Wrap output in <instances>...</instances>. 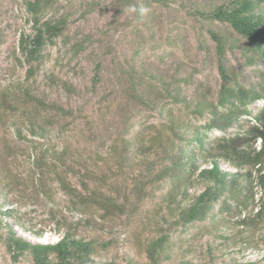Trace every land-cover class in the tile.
<instances>
[{
  "label": "rangeland",
  "instance_id": "374dc122",
  "mask_svg": "<svg viewBox=\"0 0 264 264\" xmlns=\"http://www.w3.org/2000/svg\"><path fill=\"white\" fill-rule=\"evenodd\" d=\"M186 9L178 2L172 6L155 4L140 19L125 0H50L42 19L64 17L66 28L63 35L45 47L40 61L29 64L18 47L22 34L34 32L26 0H0V192L7 199L0 198V207L6 206L7 201L21 204V232L27 238L56 242L70 229L85 239L117 240L99 249L96 260L147 263L144 238L160 207L166 211L158 195L144 200L137 214L129 219L126 215L103 218L96 206L80 205L65 191L56 173L64 168H56L54 158L60 154L68 157L71 169L64 175L71 186L84 191L80 164L85 161L98 174L105 172L106 162L116 160L111 146H121V136L138 138L148 145L157 130L168 132V112L186 127L205 124L206 118L194 111L193 103L197 98L215 102L221 84L215 43L206 28L232 30L224 24L190 16ZM199 34L207 49L199 44ZM244 58L240 50L226 52L227 63L242 73L246 84L263 82L264 64L248 65ZM129 76L140 77L143 100L128 91ZM162 81L168 82L190 105L173 101ZM21 87L73 113L63 115L49 108H36L35 102L22 98ZM3 91L18 110L2 107ZM263 104L264 100H258L250 110L254 113ZM33 113L37 114L36 125L46 128L43 137L33 135ZM252 122V116L246 115L226 132L212 130L210 135L232 136ZM45 148L50 150L47 161L42 159L41 150ZM146 157L156 158L152 152ZM222 165L234 170L227 163ZM136 167H132L133 171L139 169ZM127 178L119 173L115 179L108 178V186L98 181L90 186L104 190L116 186L123 190L131 187V179ZM202 189V185H196L190 192L198 194ZM255 192L258 199L264 191L256 185ZM234 219L216 224L208 218L186 230H174L171 257L164 264L187 260L212 264L211 254L215 264H229L234 259L264 264V221L254 235V246L243 247V233ZM29 230H42L44 235L39 237ZM220 232L229 236L227 241L219 237ZM4 233L6 229L2 227L0 234ZM0 264L34 263L30 254L13 261L0 239Z\"/></svg>",
  "mask_w": 264,
  "mask_h": 264
},
{
  "label": "trees",
  "instance_id": "16d2710c",
  "mask_svg": "<svg viewBox=\"0 0 264 264\" xmlns=\"http://www.w3.org/2000/svg\"><path fill=\"white\" fill-rule=\"evenodd\" d=\"M49 1L26 0L28 11L32 14L34 32L22 34L18 47L29 64L40 61L45 47L63 35L66 28L67 20L64 17L42 19ZM125 1L132 6L140 19L146 16L147 9L152 5L172 6L178 2L180 6L187 8L186 12L190 16L231 28L232 31L229 32L210 26L206 28L215 43L221 77L217 100L213 102L197 98L194 101V111L206 118L203 125L186 127L168 112V132L163 134L161 130H157L148 145L143 144L142 140L140 142L138 138L121 136V146H111L116 160L112 163L106 162L107 170L101 174L90 163L82 162L80 169H83L81 177L83 176L84 191L71 186L67 181L64 173L71 166L67 162L68 157L60 156L59 152L60 155L54 158L58 165H54L56 168L62 166L64 170L56 171L57 179L80 205L96 206L102 211L100 215L103 218L126 215L129 219L137 214L144 200L158 195L159 202L165 204L166 211L163 212V207H160L154 224L148 228L144 238L146 264H164L171 257L169 248L173 231L178 228L181 231L186 230L189 225L204 222L208 218L213 223L220 224L232 221L229 219L234 217L233 221L243 233V247L254 246V235L261 230L264 221V192L258 199L255 196L256 185H260L264 191V104L254 113L250 106L258 100H264V81L246 84L242 73L227 63L226 52L240 50L248 65L257 62L264 64V0ZM198 42L203 49L208 48L201 34ZM29 73H33L32 70ZM139 80L140 77L129 76L126 83L130 87L128 91L131 90L143 100ZM162 84L173 101L190 105L168 82L162 81ZM21 90L22 98L28 103L35 102L36 108H49L63 115L73 113L72 110L36 97L27 87H21ZM2 93V107L11 111L18 110L17 106L7 100L9 94L6 91ZM35 115L37 116L32 114L31 120L35 128L33 135L43 137L46 128L36 125ZM246 115L252 116L253 122L242 132L232 136L222 134L211 137L212 130L226 132L239 118ZM32 142L34 145L37 143L34 140ZM133 142H136L135 147ZM41 151L42 159L47 161L50 150L45 148ZM149 152L155 154L154 160L146 157ZM222 163L229 164L234 170L224 167ZM133 166L139 169L133 171ZM119 173L131 179V187L122 190L113 186L104 190L90 186L93 181L108 186V178L115 179ZM196 185H202L203 189L198 194H191L190 189ZM4 195L6 194L0 192V198L4 199ZM21 207L17 200L7 201L6 206L0 207V229H6V233L0 234V239L5 243L13 261L18 262L20 257L30 254L34 264H112L96 260L95 255L99 249H105L117 240L99 242L85 239L78 237L70 229L64 231L56 242L27 238L21 232V229L24 230ZM29 231L39 237L44 235L42 230ZM219 237L226 241L229 238L223 232H220ZM212 255V264H215V257ZM182 264L198 263L187 260ZM229 264H256V261L239 262L234 259Z\"/></svg>",
  "mask_w": 264,
  "mask_h": 264
}]
</instances>
